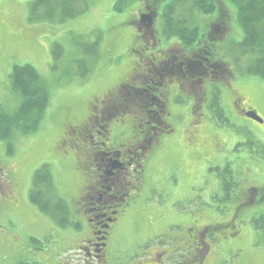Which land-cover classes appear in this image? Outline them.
Wrapping results in <instances>:
<instances>
[{
	"label": "rangeland",
	"instance_id": "rangeland-1",
	"mask_svg": "<svg viewBox=\"0 0 264 264\" xmlns=\"http://www.w3.org/2000/svg\"><path fill=\"white\" fill-rule=\"evenodd\" d=\"M31 1L0 0V115L16 112L22 103L21 95L11 88L15 66L31 65L37 71L49 95L50 106L36 133L25 135L15 130L9 140H0V264H20L21 261L44 264L40 258L43 253L50 256L53 264L67 261L77 264L76 259L83 258V254L71 252L72 259L68 260L63 256L69 248L64 242L72 240L70 246H77L82 237L84 241L89 236L92 238L91 227H96L83 218H79L80 227H77L78 219L74 221L73 217L78 197L84 205L81 212L86 214L91 211L90 203H103L106 197L96 201L99 198L95 195H84V189L95 181L86 184L82 193L90 151L98 141L90 136L85 139L75 134L67 136L68 127H78L86 120L91 99L98 98L99 102L104 94L134 77L133 71L143 73L149 64L143 59L155 56L165 61V54L172 47L171 51L177 53L179 49L174 45L180 35L174 38L171 32L183 27L186 35L187 31L197 29L204 38L210 25L224 13L228 30L215 46L214 55L216 60L226 61H231L227 55L230 45L240 44L244 32L238 21V6L232 0H213L216 8L212 13H204L193 2L185 0H85L81 13L75 18L33 24L28 20ZM147 1L157 9L154 30L160 41L150 50L142 49L145 45L137 37L141 33L134 25L135 14ZM174 5L175 10L170 14L169 7ZM195 40L186 43L182 39L187 46L194 45ZM91 45L96 50H91ZM55 46H60L56 54ZM249 61V55L242 57L234 78L227 85L206 81L204 101L196 113L195 95L181 89L184 84L190 87L185 81L180 82L178 92H166L168 87L176 90L178 83L167 84L171 78H159L155 72L150 73L155 79L151 85L153 92L162 93L161 101L166 104V115L159 123L163 127L169 125L172 130L164 128L162 134L151 130L152 134H157L158 144L155 150L146 151V164L138 168L140 195L151 194V203L157 205L164 198L162 206L165 198L173 196L179 201L180 212L210 210L225 223L232 219L235 203H239L241 210L238 217L233 218V225L228 228V224L222 223L221 229L216 228V231L228 232L225 236L229 240L244 238V252L239 259L230 255L231 261L223 264H232V260L234 264L241 261L240 264H264V226L259 222L264 221V199L260 195L255 197V204L244 199L248 189L259 193L264 190V79L243 75ZM172 75L179 73L175 71ZM129 92L135 97L134 90ZM138 95L144 99V94L138 92ZM216 97L219 106L214 104ZM154 102V108L162 111L165 105ZM251 111L258 118L249 115ZM139 113L136 121L142 124ZM189 115L192 116L190 123ZM104 117H108V112ZM138 127H133L132 132L123 131L117 137H112L110 128L106 140L113 138L114 143H128L133 136L141 135L138 132L141 126ZM99 132L102 138L106 134L105 128ZM104 142L112 146L109 141ZM155 144L152 138L148 146ZM54 156L57 162L51 159ZM45 165L50 168L56 195L66 203L67 226L61 224L65 218L58 217L57 212L43 213L30 199L35 174ZM91 168L96 170L92 165ZM225 184L230 188L228 191ZM127 208L119 217L121 221L113 226L110 246L111 255L115 250L116 258L123 262L134 259L156 240L160 230L170 227L167 211L177 212L167 206L152 205L145 209L136 205L126 213ZM95 214L91 213L92 220H96ZM201 221L207 224L212 218ZM176 225H181V221ZM151 230L157 232L154 237ZM175 231L181 230L176 228ZM255 234L258 235L255 237ZM41 238L42 242L32 241ZM18 240L20 246H16Z\"/></svg>",
	"mask_w": 264,
	"mask_h": 264
},
{
	"label": "flooded vegetation",
	"instance_id": "flooded-vegetation-1",
	"mask_svg": "<svg viewBox=\"0 0 264 264\" xmlns=\"http://www.w3.org/2000/svg\"><path fill=\"white\" fill-rule=\"evenodd\" d=\"M135 16L134 25L138 28L139 34L142 33L139 36L137 35V37L145 45L142 46V49L150 50L151 46L155 48L160 43L154 30L157 9L147 1ZM225 18L226 15L223 13L221 19L210 25L204 38L199 36L198 42L191 49H179L176 53L171 51L172 47L165 54V61H160L155 56L143 59V61L146 62L147 60L149 62L143 73L133 74L134 77L129 81L114 87L112 91L104 94L99 102L95 99L89 108V115L86 120L80 123L78 127H68L67 136L75 134L79 139L82 137L85 139V137L90 136L98 141L94 143L95 147L90 151V162L87 165L88 169H92L91 165L96 169H92L88 174L90 183L95 182L84 189V195H95L99 198L96 201L101 200L104 196L106 197V200L102 199L103 203H90L91 207L89 210L96 212V220H94L96 227H91L92 238L89 237L82 246L80 245V253L83 254V258L76 259L77 264H223L226 261H231L228 259L230 255L236 259L242 258L241 253L244 252L245 244L244 238H241L240 241L229 240L225 236L228 232H217L216 228L220 230L221 227L219 225L223 221L213 216V213L210 212L188 213L183 218L177 212L172 214L167 211L169 213L168 225L170 227L160 230V235L155 240L158 243L150 250L147 249L143 252L139 259L134 258L123 262L116 258L115 250H113L112 255L110 251L113 226L116 221H121L119 217L124 213L126 207H128L126 213L136 205L145 209L152 205L158 208L167 206L171 211H174L172 204L176 201L175 197H167L168 199L164 202L166 205L162 206L149 203L147 201L149 198L140 195L141 178L138 177V168L142 163L146 164L148 159L146 151L149 148L150 139L156 140L157 136L155 133L152 134L151 130L153 132H163L164 128H168L167 125L163 127L160 124L164 118L161 114L166 113L164 110L165 106L162 111L154 108L156 105L154 101L166 104L165 101H161L162 93L153 92L151 85L155 82V79L150 73L155 72L159 78H171L170 81L166 82L167 84L171 81L178 83L176 90H170L168 87L166 92L179 91L181 88L180 82L185 81L190 86L188 87L189 89L194 92L199 91L197 96H200L199 101L202 103L207 85H205L206 80L204 81L200 77L210 68V58L215 59L212 38L222 39L226 33L225 31L228 30ZM205 38H208V41ZM209 43L213 49L212 55L211 57H204L202 52H204ZM208 55L210 56V54ZM175 71L179 75H172L175 74ZM123 89L126 91H122ZM129 90L135 91V97L128 94L131 93ZM124 92H127L126 95L128 100L131 99V103L129 101L124 103L123 99L118 100ZM138 92L144 94V99L138 95ZM166 92L163 93V97H165ZM110 102L112 104L108 108ZM104 103L106 105L99 107V105L101 106ZM128 109L135 114L141 111L139 113L142 117L141 131L139 132L141 135L133 136L127 144L124 143L117 147L112 145V148L109 146L105 147L106 142L104 141L110 140H106L107 136L112 132V137H114L118 126L121 125V118L129 112ZM106 112H108L107 118L104 117ZM118 115H120V119H117ZM149 124H153V126H149ZM102 128H105L106 133L103 138L98 135ZM110 128L113 129L111 132H109ZM146 138H148V141ZM247 194H249L251 202H256L255 197L263 196L264 192L259 193L256 189H248ZM123 198L124 201L122 202ZM93 199L95 198L93 197ZM239 211L240 208L237 205L233 211L232 219L226 223L223 222L228 224V228L233 225L231 222H233L234 217H238ZM99 212L101 214H98ZM207 217L212 218V221L207 224L202 223L201 220L204 219L206 221ZM179 221H181V225L178 226L176 224ZM176 228L181 231L176 232ZM150 234H153L154 237L157 232L156 230H151ZM232 264H234V260H232Z\"/></svg>",
	"mask_w": 264,
	"mask_h": 264
},
{
	"label": "trees",
	"instance_id": "trees-1",
	"mask_svg": "<svg viewBox=\"0 0 264 264\" xmlns=\"http://www.w3.org/2000/svg\"><path fill=\"white\" fill-rule=\"evenodd\" d=\"M79 1L81 0H35L30 9L29 19L30 21H35L39 17V13L44 12V17L51 20L60 8H62L63 19L73 18L76 15V7ZM84 1L82 0V2ZM189 1L194 2L200 9L210 8L212 11L215 9L213 0ZM232 2L238 6V21L244 32L243 41L232 47L233 62L236 67H239V56L250 55L252 58L244 68L243 75L264 79V0H232ZM184 31L186 29L182 27L180 31L171 33L189 37L194 34L193 31H187L185 35ZM220 40L213 37L212 43L216 42L213 47ZM94 49L95 46H91V50ZM59 51L60 49L57 53ZM207 51L211 57L213 49L209 48ZM210 60V68L200 78L204 81L229 83L232 75L230 72L223 70V68L225 69L223 62L211 58ZM12 85L14 90L20 93L23 102L15 113L0 115V140H9L16 129L25 134L37 131L43 114L49 106V95L40 83L39 75L32 67H16L13 72ZM198 98H200L199 95ZM121 99L124 100V103L125 101L131 103L126 93L121 94L118 100ZM137 126L138 123L134 121V127ZM261 192L263 193L264 190L261 189ZM245 195L246 200L251 201L249 194ZM262 197L264 199V195ZM30 199L41 212L46 214L49 211L57 212L58 217L65 218L61 224L63 226L68 224L69 215L66 203L56 195L52 175L46 167L35 174L34 184L30 191ZM259 222L264 226L263 219Z\"/></svg>",
	"mask_w": 264,
	"mask_h": 264
},
{
	"label": "water",
	"instance_id": "water-1",
	"mask_svg": "<svg viewBox=\"0 0 264 264\" xmlns=\"http://www.w3.org/2000/svg\"><path fill=\"white\" fill-rule=\"evenodd\" d=\"M251 116H252L253 118H255V119L257 118L256 115H251Z\"/></svg>",
	"mask_w": 264,
	"mask_h": 264
}]
</instances>
